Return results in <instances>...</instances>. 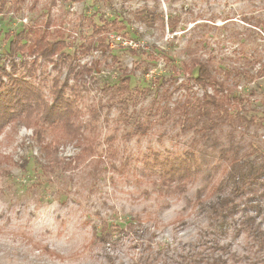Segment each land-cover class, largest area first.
<instances>
[{"label": "rangeland", "instance_id": "374dc122", "mask_svg": "<svg viewBox=\"0 0 264 264\" xmlns=\"http://www.w3.org/2000/svg\"><path fill=\"white\" fill-rule=\"evenodd\" d=\"M146 11L154 17L148 22L138 18ZM105 23L106 45L84 50L100 35L94 25ZM38 27L51 41L67 43L77 75L54 65L58 54L54 62L28 50L11 56L8 35H30ZM194 59L207 61L232 89L231 115L240 119L200 129L205 117L196 116L183 129L184 106L205 95L184 70ZM14 64L16 76L41 88L48 101L53 78L69 79L73 89L66 93L76 99L81 135L47 155L31 122L0 130V264H137L164 246L154 263L162 264L192 248L211 252L205 249L213 245L211 229L194 205L197 190L207 199L230 190L221 183L229 170L224 153L232 147L245 159L264 160V0H6L0 4V67L13 72ZM125 69L131 90L119 94ZM7 80H0V91ZM138 122L149 131L136 132ZM55 136L46 133L45 142ZM186 158L196 173L184 192L175 188L180 174L173 167ZM260 181L240 199L220 240L227 252H216L227 264H264L259 237L234 231L244 213L257 215L264 228ZM129 221L127 231L112 228L113 244L101 241L104 225L120 229Z\"/></svg>", "mask_w": 264, "mask_h": 264}, {"label": "trees", "instance_id": "16d2710c", "mask_svg": "<svg viewBox=\"0 0 264 264\" xmlns=\"http://www.w3.org/2000/svg\"><path fill=\"white\" fill-rule=\"evenodd\" d=\"M6 0H1L0 4L4 6ZM138 18L144 22H148V19H153V12L146 11L144 14L138 15ZM151 19V20H152ZM173 20V18H172ZM116 23V20L112 22ZM108 24L94 25V32L100 34L99 37L91 39L84 45V50L91 51L98 49L106 45L105 35H102L107 31ZM169 27L172 31L177 28L176 22L173 20L169 23ZM32 33L29 35L28 32L21 31L11 37L8 35L10 40L9 53L11 56H16L23 51H31L32 54H38L48 62H54L53 57L55 55H61V61L59 64L55 63L56 67L59 65H67L71 67V71L75 75L80 72L76 71V64L73 65V60L76 58L75 55L71 56L64 52L67 43L63 40L51 41L47 36L49 32L44 28L38 27L31 29ZM102 35V36H101ZM26 40V41H25ZM98 43V45H96ZM21 51V52H20ZM37 62L34 61L33 64ZM17 65H13V72H9L5 66L0 67V80L7 78L8 83L6 87H2L0 91V130L7 126L10 122L17 120L26 121L28 124L35 125V133L38 136L42 144L43 151L47 155H52L56 152L57 146L60 141L66 139H79L81 133V126L75 121L77 117L76 99L71 98L67 95L66 89L73 86L70 85L69 79H65L63 82L60 77L53 78L52 87V100L48 101L45 99L44 93L41 88L35 86L26 79L25 76H16ZM198 69L197 76L193 75L194 69ZM188 69V70H187ZM184 70H187L189 76L199 87L204 89L205 95L203 99L197 100L198 103H187L184 107V123L183 129H186V121L188 124H193L192 120L199 116L204 118L201 121L202 125L200 129H204L206 126L216 123L218 119H224L229 122H234L237 117L240 119V115L233 117L231 115L230 108L233 107L235 99H233V91L228 84L218 79L211 72L210 64L207 61H200L194 59L191 66H185ZM29 74H32V70H28ZM123 78L118 86V93L125 94L130 92V74L125 69L123 72ZM3 83V82H2ZM5 84V83H4ZM212 88L214 94H210L208 89ZM186 103V102H185ZM184 103V104H185ZM183 104V105H184ZM167 104L162 108L165 109ZM194 111V116L188 117L190 112ZM217 112L218 116H214V112ZM200 121H197V123ZM135 131L140 133H147L149 126L136 123ZM52 132L56 135L55 141L45 142L46 133ZM57 147V148H56ZM230 150V149H228ZM231 153H224V156L228 158L229 170L227 171V178L222 181L221 187L226 185L230 187V190L221 191L214 199H207L202 189L197 190V194L194 200V205L198 206L199 212L204 217V221L208 224L211 229V235H213V245L206 246L205 243L200 242L198 247L206 246L205 249L211 251L209 254L204 256V253L200 251H194L191 249L190 252L181 256V260H172L169 263L163 262L162 264H227V260L223 253H217L216 251H226V246L221 243V239L227 236L228 230L232 227V220L237 214L240 206V199L248 193L247 190L253 184H259L261 178H264V160L258 159H245L239 155V151L233 149ZM181 162L173 167V173L180 174L175 184V188L180 191L187 190L188 184L195 179L194 175L196 170L192 171L190 167L191 163L188 159H179ZM223 189V187H222ZM249 202L246 200L244 206H248ZM242 204V203H241ZM259 207L261 204L258 203ZM246 209V207H244ZM240 223L234 228V231L247 232L248 234H256L259 237L260 242L264 245V228L260 223L256 224L257 215H249L244 213L240 217ZM134 222L129 221L125 227L119 225L107 224L104 225L103 233L100 236L101 241L109 245L113 244V232L112 228L117 230L127 231L130 227H133ZM235 224V221H234ZM257 226H256V225ZM229 228V229H228ZM225 229V230H224ZM165 250L164 246H159L156 251L152 250L146 257H140L139 261H135L137 264H154L159 260V255ZM108 260L110 259L108 255ZM107 260V261H108ZM228 260H234L231 254L228 253ZM112 264V263H111Z\"/></svg>", "mask_w": 264, "mask_h": 264}]
</instances>
